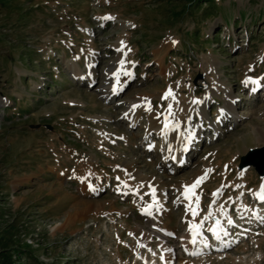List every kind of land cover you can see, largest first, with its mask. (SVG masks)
<instances>
[{"label":"rangeland","instance_id":"374dc122","mask_svg":"<svg viewBox=\"0 0 264 264\" xmlns=\"http://www.w3.org/2000/svg\"><path fill=\"white\" fill-rule=\"evenodd\" d=\"M263 78L264 0H0L1 262L264 264V175L239 167L264 146ZM169 91L178 115L197 105L184 162L148 128ZM201 221L209 248L189 252Z\"/></svg>","mask_w":264,"mask_h":264},{"label":"bare ground","instance_id":"6f19581e","mask_svg":"<svg viewBox=\"0 0 264 264\" xmlns=\"http://www.w3.org/2000/svg\"><path fill=\"white\" fill-rule=\"evenodd\" d=\"M121 61L122 60H120V62H117L116 66H114V68L110 69L111 71H110V76H109L110 84L113 86L114 85L118 86L117 89H119V90L123 88L121 82H122V77H123L122 75H123L124 70H125V68L123 67L124 65L121 63ZM119 63H121V64H119ZM89 76L91 79L95 80L96 73L95 72L90 73ZM254 80H256V79L251 80V82ZM113 81L115 82L114 84H113ZM260 81H261V83H264V78L261 79ZM258 85H260V83H258L255 86L253 85L252 87H250V90L252 91V93L257 92L258 88H255V87H257ZM112 91H113V89L111 88L108 91V96L112 95ZM114 94H115V92H114ZM230 97H232V94H230ZM170 98L172 99V103L170 106H175V108L172 107L169 109L168 112L165 113L164 116H159L156 119H153L151 121V123L149 124L148 128H149V130L157 129L161 133V135L164 136V139L166 140V142L163 144V153L167 158L172 157L173 159H177L176 161H183L184 162L185 161L184 158L186 159V155L191 154L193 142L195 140H197V138L200 137V133H201L200 128L192 129V127H191L192 125H191V123H188V119H187L188 116H191L190 120H192L193 119L192 117L198 113V112L194 113L196 108H197L196 107L197 105L193 104L190 107L187 106L188 113L185 117H183L182 115H178V113L180 111L177 110L178 107L176 108V106H179V103H178L176 97L174 95H171ZM229 102H231V101H229ZM229 107H232V103H229ZM220 121H222V119ZM220 125H221V123L219 124V122H218L217 127ZM259 140L261 143H264V137H262ZM200 173H203V172H200ZM139 177H140V174H139ZM88 183H83V186H82L83 189L87 188ZM152 185H154L153 187H155L156 194L159 197H160V195L163 196V200H164L166 198V194L164 193L163 189L156 187L155 184H152ZM188 185H189V183H188ZM184 187H186V186H184ZM194 191H195V188L191 189V191H188V192L186 191V188H185L184 193L187 192V194H185V197H186L185 199H188V197H189L187 202H189V204L191 206L190 209H195L198 212L201 209V205H199V204H201V202L199 201V198H197L198 194L194 193ZM192 193H194L193 196H192ZM190 209H189L188 215H187L189 217H191L190 215H192V211ZM255 215L257 218H259V215H261V214H259V212L256 211ZM193 218H194V216H193ZM72 220L75 221L76 217H74V219L72 218ZM245 223H247V222H245ZM191 224H200V223L192 222ZM231 224L236 225L235 223H231ZM240 226L241 225H238V228H240ZM214 228H216V231L219 234L220 238L218 240L223 239L224 237L227 238L228 234L230 233L229 227L227 225H223L221 222L219 223V226H217V224H215ZM200 230H201V228L198 230L200 233L199 236L202 235V231H200ZM192 240H193V234H192V231H190L189 237L185 240L186 241L185 248L189 252H192V251L193 252L194 251L205 252V250L209 248V244L206 243V241L204 239L200 238L199 243H198V247L193 246V244L191 242ZM220 244H221L220 249H222L223 246L225 247V245H227L229 243L227 241H224ZM170 250H169V252L167 251L169 254V258L168 259L165 258V260L167 259L166 264H169V262L174 258V254Z\"/></svg>","mask_w":264,"mask_h":264},{"label":"snow or ice","instance_id":"6c2138e0","mask_svg":"<svg viewBox=\"0 0 264 264\" xmlns=\"http://www.w3.org/2000/svg\"><path fill=\"white\" fill-rule=\"evenodd\" d=\"M104 19H111V17H104ZM173 43H176V42L173 41ZM121 44L123 46V42H121ZM253 82H255V81H253ZM167 95H171V91H169V93ZM202 180H203V177L198 178L197 181L193 185L186 186V191H191V189H194L195 187H197L202 182ZM254 195H256L259 200L264 201V184L261 185V188H260L259 192L255 193ZM190 210L192 211V215L193 216L198 214L195 209H190ZM207 218L208 217H205V219H207ZM219 223L220 222L217 220V222H216L217 226H219ZM228 223L231 224V223H233V221L231 219H229ZM202 224H203V222L201 221L200 224H191L190 225V231H192V234H193V240L191 242L193 244L196 243L195 237L200 234L198 230L202 227ZM210 231H212L216 235L217 239L220 238L219 234L216 231V228H212V229H210Z\"/></svg>","mask_w":264,"mask_h":264},{"label":"water","instance_id":"95a60500","mask_svg":"<svg viewBox=\"0 0 264 264\" xmlns=\"http://www.w3.org/2000/svg\"><path fill=\"white\" fill-rule=\"evenodd\" d=\"M254 165L260 175H264V146L249 148L241 156L240 168Z\"/></svg>","mask_w":264,"mask_h":264},{"label":"trees","instance_id":"16d2710c","mask_svg":"<svg viewBox=\"0 0 264 264\" xmlns=\"http://www.w3.org/2000/svg\"><path fill=\"white\" fill-rule=\"evenodd\" d=\"M11 228H13L12 227V225H10L8 228H7V231L9 232V233H11L12 231H14L15 229H11ZM7 235H9V234H7ZM12 235H10V237H11ZM6 237H9V236H5V238ZM5 238L2 240V244H3V248L1 249V251H0V255L1 254H4V251H8L9 250V244H10V242L8 241V240H5ZM12 244V243H11ZM8 254L7 255H5L4 256V258H5V260L7 261V264H11V261L10 260H8ZM2 261V259L0 258V264H5V263H3V262H1Z\"/></svg>","mask_w":264,"mask_h":264}]
</instances>
